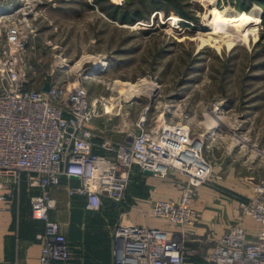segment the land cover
<instances>
[{
    "label": "rangeland",
    "instance_id": "rangeland-1",
    "mask_svg": "<svg viewBox=\"0 0 264 264\" xmlns=\"http://www.w3.org/2000/svg\"><path fill=\"white\" fill-rule=\"evenodd\" d=\"M255 1L28 0L30 88L68 76L90 97L113 98L120 114L93 120L95 144L121 142L123 125L143 117L146 128L179 124L201 136L212 172L231 157L264 160V7ZM164 179L182 189L175 172ZM118 217L104 201L92 213L71 206L61 231L68 264H112ZM24 222L33 245L40 223Z\"/></svg>",
    "mask_w": 264,
    "mask_h": 264
},
{
    "label": "built area",
    "instance_id": "built-area-1",
    "mask_svg": "<svg viewBox=\"0 0 264 264\" xmlns=\"http://www.w3.org/2000/svg\"><path fill=\"white\" fill-rule=\"evenodd\" d=\"M17 1L0 0V8H9L0 15V178L5 179L0 202L9 201L21 184L38 192L28 197L31 219L42 223V232L34 237L39 246L37 264L69 262L59 225L49 218L54 208L49 189L61 178H75L78 186L68 188V195L85 197L84 210L95 212L102 200L121 202L133 169L159 179L175 172L183 180L181 195L176 200H155L149 213L179 229L193 226L195 189L212 175L202 157L201 136L179 124L146 128L141 117L123 125L121 142L95 144L93 120L118 115L120 108L111 97H90L81 80L68 76L59 84L42 81L38 89L30 88L34 83L27 71L28 0ZM44 84L46 92L41 91ZM251 191L238 208L264 227V181ZM112 243V264H195L181 231L135 226L123 216ZM208 243L201 264H264V232L248 239L241 227L233 225Z\"/></svg>",
    "mask_w": 264,
    "mask_h": 264
},
{
    "label": "crops",
    "instance_id": "crops-1",
    "mask_svg": "<svg viewBox=\"0 0 264 264\" xmlns=\"http://www.w3.org/2000/svg\"><path fill=\"white\" fill-rule=\"evenodd\" d=\"M6 9V6H2L0 11L5 12ZM253 159L241 162L231 157L218 169H213L207 184L195 189L191 206L197 214V219L191 227L179 229L150 215L152 202L176 200L181 195L182 189L170 184L164 178H155L136 169L131 171L123 198L118 205L116 204L117 207L106 200H102L101 203L104 201L110 204L112 208L117 209L118 219L123 216L135 226L181 231L185 235L186 249L192 252L190 256L192 261L201 264L200 257L210 247L208 241L218 238L230 226L241 227L248 239L253 238L258 232H264L263 226L244 216L238 208L239 203L251 197L252 186L264 181V176L259 177L257 174L258 170L264 168V160ZM4 181V178H0V194L4 191L2 188L5 186ZM76 186L78 181L75 178H61L56 187L49 189V196L54 201V208L49 212V218L59 225L60 233L63 231L62 225L68 221V211L71 206L79 205L83 211H86L83 208L85 197L67 193L68 188ZM37 193L36 190H28L20 185L18 189L12 190L9 201L0 202V262L37 264L39 246L34 239L36 233L33 236L35 243L29 245L28 235L23 232L24 221L29 216L28 196Z\"/></svg>",
    "mask_w": 264,
    "mask_h": 264
},
{
    "label": "bare ground",
    "instance_id": "bare-ground-1",
    "mask_svg": "<svg viewBox=\"0 0 264 264\" xmlns=\"http://www.w3.org/2000/svg\"><path fill=\"white\" fill-rule=\"evenodd\" d=\"M212 1L213 0H208V3H207V5L208 6H211V4H212ZM7 11H5V12H2V11H0V15H3V14H5V13H7L8 12V10H9V8H7L6 9ZM210 12V11H209ZM227 18H229V17H227ZM227 18H225V17H221V19H222V21L220 20V24H221V26H229L230 25V23H231V21H230V19H227ZM205 19V18H204ZM219 22V21H218ZM102 67V65L100 66V65H98V66H95V67H93L94 68V70H96V69H98V68H101ZM126 89H124L123 90V92H126L125 93V97H130V99H136L137 100V98L135 97L136 96V91H134L135 92V94L133 93V89L132 90H130L132 87L134 88V86H130V85H128V84H124L123 85ZM136 88H137V86H135ZM135 88V89H136ZM129 99V98H128ZM125 102H126V100H125Z\"/></svg>",
    "mask_w": 264,
    "mask_h": 264
},
{
    "label": "trees",
    "instance_id": "trees-1",
    "mask_svg": "<svg viewBox=\"0 0 264 264\" xmlns=\"http://www.w3.org/2000/svg\"><path fill=\"white\" fill-rule=\"evenodd\" d=\"M255 3H257V4H259V5H261V6L264 7V1L256 0ZM240 10H243V9H240ZM240 12H241V11H240ZM263 15H264V14H263ZM21 186L25 187L24 184H21ZM28 197H29V196H28ZM27 204H28V199H27ZM108 207H109L110 209H114V208H112V207L110 206V204H108ZM28 209H29V206H28ZM86 212H88V213H92L91 211H86ZM29 217H30V212H29ZM30 219H31V217H30ZM31 220H32L33 222L40 223V230H39L38 232H39V233L42 232V223L39 222V221L33 220V219H31ZM68 263H69V262H68Z\"/></svg>",
    "mask_w": 264,
    "mask_h": 264
},
{
    "label": "water",
    "instance_id": "water-1",
    "mask_svg": "<svg viewBox=\"0 0 264 264\" xmlns=\"http://www.w3.org/2000/svg\"><path fill=\"white\" fill-rule=\"evenodd\" d=\"M47 88H48V84H44L43 87L41 88V91H42V92H46ZM144 173H145V174H148V175L150 174V173L147 172V171H145ZM111 204H112V206L117 207L116 204H113V203H111ZM120 211H121V209H120Z\"/></svg>",
    "mask_w": 264,
    "mask_h": 264
}]
</instances>
